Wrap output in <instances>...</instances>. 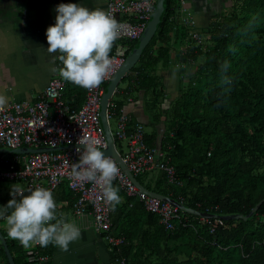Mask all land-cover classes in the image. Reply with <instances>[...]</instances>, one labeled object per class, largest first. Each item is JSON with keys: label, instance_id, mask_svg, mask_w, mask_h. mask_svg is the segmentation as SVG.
<instances>
[{"label": "trees", "instance_id": "16d2710c", "mask_svg": "<svg viewBox=\"0 0 264 264\" xmlns=\"http://www.w3.org/2000/svg\"><path fill=\"white\" fill-rule=\"evenodd\" d=\"M175 5L176 0H166L153 37L121 80L126 82L124 93L143 90L151 126L167 124L158 146L181 186L169 184L161 171L135 178L151 191L218 218L202 223L181 212L174 228L167 230L157 214L119 190L124 199L115 207L110 204L111 226L103 234L119 236L122 242L109 251L108 264H264V202L246 221L227 218L247 215L264 198V0H231L229 10L209 24L203 43L183 56L186 62L198 59L197 68L161 108L166 94L156 66L168 60L165 38L173 28L169 16ZM135 42H129V48ZM122 90L117 85L113 96ZM113 100L121 108L123 101ZM82 102L66 103L77 109ZM155 139V133L145 135L149 146ZM115 144L120 148L118 140ZM4 168L0 161V171ZM113 186L118 188L114 182ZM51 191L58 215L72 212L74 194L68 185L62 182ZM0 199L5 207L12 197ZM0 231L15 264H49L32 260L33 253L50 256L55 245L23 248L8 236L7 228ZM0 252L8 264L1 245Z\"/></svg>", "mask_w": 264, "mask_h": 264}, {"label": "built area", "instance_id": "2783aa9c", "mask_svg": "<svg viewBox=\"0 0 264 264\" xmlns=\"http://www.w3.org/2000/svg\"><path fill=\"white\" fill-rule=\"evenodd\" d=\"M106 11L120 24V36L110 52L112 68L104 81L94 89H85L84 99L79 108L74 109L63 100L64 80L55 74L44 88L32 100L7 103L0 111V148H57V150L30 153H13L11 157L0 153V161L5 168L0 171L2 179L24 183V188L37 185L53 190L60 183L68 185L74 194L72 220L79 227L90 228L99 232H108L110 222V204L102 198L101 188L90 181H76L72 176L71 165L78 163L84 147L78 141L84 137L98 141L99 149L105 148L106 142L99 122V100L106 83L121 65L129 51V42L135 41L143 31L154 7L155 0H105ZM183 0H176L175 13L169 20H178L186 29L183 51L188 43L193 50L203 43V35L198 32L195 22L185 14ZM121 16V17H120ZM107 120L115 121V130L111 134L115 140L124 142L123 150L118 151L123 163L136 177L151 171L164 173L169 184L181 186L176 178L174 166L165 159L160 148L149 146L144 139L143 125L135 123L127 130L129 120L122 108H117L111 99L107 106ZM80 149V152L77 151ZM110 157V156H106ZM112 158V157H111ZM119 167V166H118ZM120 168V167H119ZM127 196L137 198L145 210L157 214L159 222L167 230L174 228L173 221L179 219L181 211L176 205L162 201L157 197L140 191L131 180L120 173L113 181ZM182 200L181 197H179ZM181 203V201H176ZM183 213V212H182ZM202 223H209V218L199 217ZM1 220V219H0ZM105 239L110 247L122 242L121 237L106 233ZM32 260L37 263L46 261L47 255L33 253Z\"/></svg>", "mask_w": 264, "mask_h": 264}, {"label": "crops", "instance_id": "0c3cea01", "mask_svg": "<svg viewBox=\"0 0 264 264\" xmlns=\"http://www.w3.org/2000/svg\"><path fill=\"white\" fill-rule=\"evenodd\" d=\"M183 1L185 14L194 20L196 29L204 37L207 34L209 24L212 21L219 20L231 5V0ZM62 3H76L91 10L96 8L106 10L105 0H0V94L7 96V103L34 99L36 94L44 88L55 74L59 75L58 72H53L52 69L63 67L57 59L60 53H49L47 51L49 45L46 31L49 26H54L57 15L55 9ZM185 34L186 29L179 25L177 20V22L174 21L168 37L165 38L169 53L168 60L160 68H157L166 94L161 103V108H166L169 105L173 97L177 95L180 85L197 68L198 59L195 60L193 57L186 62L183 58V56L186 57V53L188 54L192 50L188 43V48L183 51ZM157 47L158 44L153 47L154 54L158 50ZM64 82L66 83L64 89L68 90L65 93L62 92L63 99L66 102L78 103L79 105L83 100L85 89L69 81L64 80ZM124 87L122 86L121 90ZM117 95L113 98L123 101L121 108L129 117L126 129L130 130L135 123H141L144 129V139L145 135L155 133L156 139L153 146L160 148L158 145L163 138L167 124L160 121L156 126H151V115H149L151 113L145 106L143 90H138L136 93H124L122 90ZM79 96L80 99H78ZM110 128L111 130L116 129L115 121L114 128L112 129L111 123ZM169 135L171 136L172 132ZM118 144L124 151V142L118 141ZM7 154L11 155L13 153ZM157 172L159 171H151L148 174L150 177H154ZM7 195H10V193L2 195L0 192V198ZM120 197L123 201L124 197ZM61 204L62 207L65 206V202H61L59 205ZM0 207H3L1 199ZM64 214H66L67 222H73L72 212L67 211ZM3 221V219L0 220V222ZM6 228L7 226L0 229L4 230ZM78 228L81 233L80 237L69 244L67 251L56 246L47 258L49 264H108L109 251L113 247H110L103 232L97 233L82 226ZM0 264H5L1 252Z\"/></svg>", "mask_w": 264, "mask_h": 264}, {"label": "clouds", "instance_id": "9594fccd", "mask_svg": "<svg viewBox=\"0 0 264 264\" xmlns=\"http://www.w3.org/2000/svg\"><path fill=\"white\" fill-rule=\"evenodd\" d=\"M55 11V24L46 31L47 51L59 52L57 59L63 67L52 71L81 88L98 87L112 68L110 52L120 36V24L109 11L91 10L76 3H62ZM7 102V96L0 94V111ZM78 143L84 150L79 162L71 165L74 180L94 182L101 188L105 202L115 207L121 201L119 189L113 186L120 173L117 162L104 155L96 140L83 136ZM10 195L12 199L0 207V219L6 223L8 236L23 247L53 244L67 251L69 244L80 237L78 226L67 222L63 213L58 215V204L50 189L39 185L25 189L17 183L11 185Z\"/></svg>", "mask_w": 264, "mask_h": 264}, {"label": "water", "instance_id": "95a60500", "mask_svg": "<svg viewBox=\"0 0 264 264\" xmlns=\"http://www.w3.org/2000/svg\"><path fill=\"white\" fill-rule=\"evenodd\" d=\"M165 4L166 0H155L153 10L151 12V15L149 19L146 22V25L141 32L140 36L136 39L135 44L129 49V51L126 53L121 65L118 67V69L114 72V74L109 79L108 83L104 87V91L100 97L99 100V122L100 126L104 135V139L106 142L105 148L100 149L102 152H104L105 156L112 157L116 162L117 165L121 168L123 173L131 180V182L142 192H145L146 194L152 195L154 197H157L158 199L162 201H166L172 205H176L179 210L183 213H187L190 215H194L197 217H206L209 219L212 218H218L217 214H211V215H204L200 211L191 209L188 206L177 203L176 201H173L168 196H165L163 194L157 193L155 191H151L147 188H145L137 179L131 174L127 166L123 163L118 151L115 148L114 139L111 134V130L109 128V122L107 120V106L109 101L113 98L114 92L116 90V87L118 83L121 81V79L129 72L131 67L136 63V61L139 59L142 51L146 47V45L149 43L151 38L153 37L161 18L164 14L165 10ZM65 146H59L57 148H47V147H41V148H16V149H6V148H0V153H30V152H38V151H50V150H57L60 148H63ZM80 147H84L83 145H80ZM264 202V198L259 200L248 212L247 215L243 214H235L227 216V218H234V219H242L246 221L249 216L256 212L258 206ZM0 245L4 251V254L6 256V259L8 261V264H15L12 258V255L9 251V248L7 246V242L5 239V236L0 231Z\"/></svg>", "mask_w": 264, "mask_h": 264}, {"label": "rangeland", "instance_id": "374dc122", "mask_svg": "<svg viewBox=\"0 0 264 264\" xmlns=\"http://www.w3.org/2000/svg\"><path fill=\"white\" fill-rule=\"evenodd\" d=\"M160 66H162V63H158L157 66H156V69L160 68ZM125 84H126L125 80H121L118 83L119 87L125 86ZM110 123H111V127L113 129L114 128V121L111 120ZM142 181H143V179H142ZM17 183H20L24 187V183L20 182L19 180H16V181L1 180V182H0V192H1V194L3 195L5 193H7V194L10 193L11 192V185H14V184H17ZM5 226H6L5 221L0 222V228L5 227Z\"/></svg>", "mask_w": 264, "mask_h": 264}]
</instances>
